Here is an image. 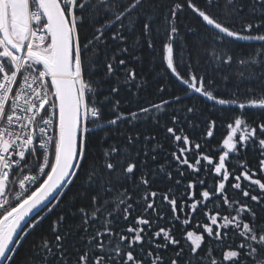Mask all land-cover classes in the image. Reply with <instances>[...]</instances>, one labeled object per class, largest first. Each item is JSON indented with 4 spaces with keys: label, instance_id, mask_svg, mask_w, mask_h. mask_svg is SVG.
<instances>
[{
    "label": "snow or ice",
    "instance_id": "6c2138e0",
    "mask_svg": "<svg viewBox=\"0 0 264 264\" xmlns=\"http://www.w3.org/2000/svg\"><path fill=\"white\" fill-rule=\"evenodd\" d=\"M0 264H264V0H0Z\"/></svg>",
    "mask_w": 264,
    "mask_h": 264
},
{
    "label": "trees",
    "instance_id": "16d2710c",
    "mask_svg": "<svg viewBox=\"0 0 264 264\" xmlns=\"http://www.w3.org/2000/svg\"><path fill=\"white\" fill-rule=\"evenodd\" d=\"M184 24L185 25H191L192 27H196V20L191 17V15L189 14L187 16V19L184 20ZM193 39V36H192V33L191 32H187L185 30V28H182L181 29V38L178 39V45L183 43L184 41H191ZM234 48L237 52H240V51H247L248 48L252 47L253 46V42H243V41H236L234 42ZM157 48H158V51L152 53V56L154 57L155 59V63L156 64H159L161 62V57H162V46L158 43L157 44ZM184 58L187 59L188 58V52L187 50L185 51L184 53ZM192 59L193 61H195L197 59V57L193 54L192 55ZM207 59V57L201 55L199 57V60H200V64H201V67H205V60ZM216 67L215 65H213L212 67H208L207 70L209 72L213 71V68ZM235 67V66H234ZM157 79H160V77H157ZM167 98V96L165 97ZM147 99H157L158 100V97H147ZM186 103H190V101H185ZM205 103H207L205 101ZM219 107V106H217ZM234 111H239V109H234ZM249 113H253V112H257V110L255 109H248L247 110ZM226 123L227 122H220L218 121L217 123V128L215 130V134L214 136L210 139L209 141V144H208V147L209 148H217L220 144V142L222 141V139L224 138V136L227 135V127H226ZM191 134L194 135V136H199L200 135V130L198 129H193L191 130ZM213 156L215 157H218L219 153L218 152H213L212 153ZM241 159H246L249 163V166H254L256 163H257V160H256V154L254 152H252L251 150L248 151V153L245 155V156H242ZM236 161L233 159V164H235ZM232 166V164H230V167ZM255 178H260V174L258 173L257 176ZM245 184H247V182H245ZM258 191V189H257ZM229 192L230 194L232 195H238L237 193H235L234 190L231 189V186L229 184ZM202 211H204L203 209L200 211V212H197L195 214V216L193 217L192 219V222H191V225L189 226V230H195L196 229V226H197V223L198 222H202L204 221V217L202 216ZM56 217H55V213L52 214L51 216H49L48 218H46L44 221H43V224L41 225L40 228H37L36 231L30 235L28 238H27V241H25V245H24V248H26L28 246V242L32 241L34 238H36L39 233H41L42 231H45L48 229L49 227V224L52 220H54ZM181 218H184L183 217V214H181ZM24 248H21L20 251H21V254L24 252Z\"/></svg>",
    "mask_w": 264,
    "mask_h": 264
}]
</instances>
